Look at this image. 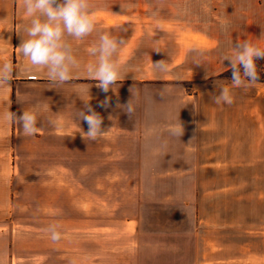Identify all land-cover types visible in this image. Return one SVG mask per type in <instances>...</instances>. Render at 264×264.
<instances>
[{
	"label": "crops",
	"instance_id": "obj_1",
	"mask_svg": "<svg viewBox=\"0 0 264 264\" xmlns=\"http://www.w3.org/2000/svg\"><path fill=\"white\" fill-rule=\"evenodd\" d=\"M90 4L95 30L67 38L80 66L54 83L20 52L22 0H0V64L14 67L0 87V264L30 262L14 251L17 179L38 180V264H264V82L222 75L237 42L264 49V0ZM105 33L124 41L108 92L87 71ZM220 86L231 104L216 103ZM85 102L103 120L95 141L76 119ZM25 110L37 114L31 136L7 119Z\"/></svg>",
	"mask_w": 264,
	"mask_h": 264
},
{
	"label": "clouds",
	"instance_id": "obj_2",
	"mask_svg": "<svg viewBox=\"0 0 264 264\" xmlns=\"http://www.w3.org/2000/svg\"><path fill=\"white\" fill-rule=\"evenodd\" d=\"M22 5L30 24L24 29L26 37H21V54L28 59L30 68H46L50 81L67 82L71 78L72 70L80 66L67 38L83 39L95 30L96 18L92 14L90 0H22ZM123 43L117 36L105 33L99 36L98 44L89 49L90 55L97 59L87 66V71L98 81L97 86L104 92H108L120 78V64L114 57ZM259 58H264V50L250 41L244 40L232 46V53L225 55L223 61L230 62L234 87L245 86V81L249 84L258 81L256 60ZM13 72L14 67L10 60L0 64V87L11 86ZM219 89V94L214 97L216 103L231 104V90L224 86ZM126 106L131 115L133 107L128 103ZM85 109L78 111L76 119H82L88 125V131L83 132V137L95 141L104 132L103 120L87 102ZM7 119L16 121L25 135L36 134L35 110H25L19 116L9 111ZM58 228V225H51L49 228L53 241L61 239L62 234Z\"/></svg>",
	"mask_w": 264,
	"mask_h": 264
},
{
	"label": "rangeland",
	"instance_id": "obj_3",
	"mask_svg": "<svg viewBox=\"0 0 264 264\" xmlns=\"http://www.w3.org/2000/svg\"><path fill=\"white\" fill-rule=\"evenodd\" d=\"M186 85H190L191 83H186ZM198 84L196 83L195 86ZM257 109L261 106V103L256 102L254 104ZM257 118V116H256ZM256 122H260V119H256ZM261 166V165H259ZM258 166V167H259ZM84 181V182H83ZM256 181V189H260L261 181ZM64 189H69L71 186V180H63ZM85 180L79 179L78 187L79 200L85 198V191L82 188H85ZM71 191V188H70ZM11 198L12 202L15 203V207H19L18 210H15L10 216V220H12L11 225L17 231L18 238H16V242L14 243L15 249L17 253L22 255L25 251L30 252V262L28 264H38V213L37 206L39 203L38 196V180L37 179H17L12 180V188H11ZM64 198L71 199V195L68 196L64 194ZM81 202V201H80ZM24 205H29L30 210H23ZM21 262V261H20Z\"/></svg>",
	"mask_w": 264,
	"mask_h": 264
},
{
	"label": "trees",
	"instance_id": "obj_4",
	"mask_svg": "<svg viewBox=\"0 0 264 264\" xmlns=\"http://www.w3.org/2000/svg\"><path fill=\"white\" fill-rule=\"evenodd\" d=\"M264 50V49H262ZM257 72H258V81L264 82V58H259L256 60ZM222 75L228 79H232L231 68H227L223 71Z\"/></svg>",
	"mask_w": 264,
	"mask_h": 264
}]
</instances>
